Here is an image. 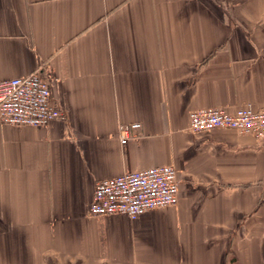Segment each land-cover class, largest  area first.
<instances>
[{
	"label": "crops",
	"instance_id": "0c3cea01",
	"mask_svg": "<svg viewBox=\"0 0 264 264\" xmlns=\"http://www.w3.org/2000/svg\"><path fill=\"white\" fill-rule=\"evenodd\" d=\"M35 70L65 117L0 124V264H264V140L188 128L264 105V0H0V80ZM167 164L175 205L88 213L97 181Z\"/></svg>",
	"mask_w": 264,
	"mask_h": 264
},
{
	"label": "built area",
	"instance_id": "2783aa9c",
	"mask_svg": "<svg viewBox=\"0 0 264 264\" xmlns=\"http://www.w3.org/2000/svg\"><path fill=\"white\" fill-rule=\"evenodd\" d=\"M50 86L41 71L0 80V124L46 125L64 118V112L50 100ZM188 128L193 132L233 129L264 140V105L246 103L234 109L199 107L189 111ZM139 122L118 125L119 141L124 144ZM178 201L177 171L172 164L123 172L96 182L88 213L126 215L137 219L142 213Z\"/></svg>",
	"mask_w": 264,
	"mask_h": 264
}]
</instances>
